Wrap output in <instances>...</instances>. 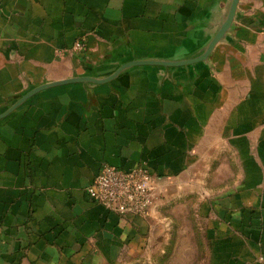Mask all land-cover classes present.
I'll return each mask as SVG.
<instances>
[{
	"label": "crops",
	"instance_id": "1",
	"mask_svg": "<svg viewBox=\"0 0 264 264\" xmlns=\"http://www.w3.org/2000/svg\"><path fill=\"white\" fill-rule=\"evenodd\" d=\"M228 2L0 0V115L47 84L199 57ZM263 31L264 0H241L205 62L53 86L0 119V264L151 263L193 199L202 264H264ZM104 166L152 175L147 217L90 200Z\"/></svg>",
	"mask_w": 264,
	"mask_h": 264
},
{
	"label": "built area",
	"instance_id": "2",
	"mask_svg": "<svg viewBox=\"0 0 264 264\" xmlns=\"http://www.w3.org/2000/svg\"><path fill=\"white\" fill-rule=\"evenodd\" d=\"M85 49L84 40L73 46L74 51ZM154 190L155 180L145 168L124 171L104 166L87 188V195L111 213L147 217L154 206Z\"/></svg>",
	"mask_w": 264,
	"mask_h": 264
},
{
	"label": "rangeland",
	"instance_id": "3",
	"mask_svg": "<svg viewBox=\"0 0 264 264\" xmlns=\"http://www.w3.org/2000/svg\"><path fill=\"white\" fill-rule=\"evenodd\" d=\"M197 199L173 207L174 214L167 216L174 228L166 232L163 250L152 254L147 264H202L201 221L196 216ZM170 210V209H169ZM170 213V211H169Z\"/></svg>",
	"mask_w": 264,
	"mask_h": 264
},
{
	"label": "water",
	"instance_id": "4",
	"mask_svg": "<svg viewBox=\"0 0 264 264\" xmlns=\"http://www.w3.org/2000/svg\"><path fill=\"white\" fill-rule=\"evenodd\" d=\"M241 3V0H229L228 2V9H227V16L225 21L220 25V29L216 36L211 40V42L208 44L206 49L204 50V53L200 55L199 57H196L194 59L190 60H184V61H170V60H140V61H133L128 62L121 67H119L114 73H112L109 77H107L104 80H96L90 77H81V78H74L58 83H51L47 84L41 87H38L34 90H32L30 93H28L26 96H24L20 101H18L14 106L11 107L7 112H5L3 115H0V119L5 118L8 116L13 110H15L18 106L23 104L26 100L34 96L35 94L39 93L40 91L50 88L57 85H64L74 82H82V83H107L112 81L113 79L117 78L120 74H122L125 71L131 70L135 67H143V66H158V67H165V68H176L180 66H190L193 64H196L198 62H205L209 59L212 52L214 51L215 47L225 40L226 36L229 35L230 31L232 30L234 23L236 21L238 12H239V5Z\"/></svg>",
	"mask_w": 264,
	"mask_h": 264
}]
</instances>
